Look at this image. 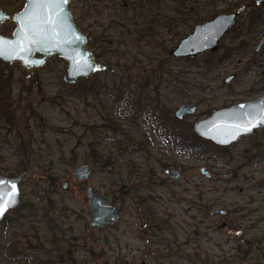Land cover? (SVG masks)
<instances>
[{"label":"rangeland","instance_id":"rangeland-1","mask_svg":"<svg viewBox=\"0 0 264 264\" xmlns=\"http://www.w3.org/2000/svg\"><path fill=\"white\" fill-rule=\"evenodd\" d=\"M10 1L15 3H0ZM206 1L214 2L217 12L241 11L238 31L224 38L219 54L231 46L237 51L216 70H208L207 76L208 53L194 61L171 56L179 41L174 39L176 34L154 37L148 42L149 51L145 43L143 47L135 44L124 49L126 55L120 54L118 60L110 58V63L116 62L117 83L123 79L126 84L145 83L143 101L146 106L151 103L147 106L150 114L166 112L169 127L188 133L214 110L264 94V47L257 52L264 38V4L258 6L257 0ZM99 2L116 9L122 0H73L70 9L75 20L82 17L88 31L106 40L112 37L107 31L110 18L99 17ZM18 3L20 11L25 0ZM8 24L14 31L9 20L1 27ZM140 48L141 53H135ZM57 59L50 58L39 72L18 64L4 63L12 69L0 64L3 90L15 110L13 122L0 123V174L8 176V170L22 160L29 167L21 183L22 203L8 215L9 219L21 213L27 217L20 227L7 222L0 227V264H47L49 260L68 264L70 258L81 264H205L197 260L198 254L212 258L206 264H231L233 258L246 255L244 262L264 264V129L242 137L224 152H181L154 127L150 117L128 121L133 117L132 98L129 103L115 104L106 93L86 95V89L105 72L84 79V84L71 85L64 81L66 63ZM231 75L236 79L225 84ZM203 84L206 91L201 92ZM184 104L195 105L197 111L180 121L175 111ZM114 113L115 122L122 126L120 132L111 130L109 117ZM90 143L111 153L117 168L106 169L96 161ZM83 165H90L92 172L87 180L78 181L74 170ZM168 168L178 171L179 179L168 177ZM203 168L211 173L210 179L201 173ZM65 181L70 182L68 191L62 188ZM118 184H125L133 196L139 193L141 198L126 206L118 202L125 209L118 225L92 229L86 217L88 188L94 187L112 201L115 195L121 197ZM141 207L171 222L173 234L163 232L159 245H146L152 239L147 234L150 222L144 220ZM32 208L37 210L36 217L31 215ZM222 209L234 213L211 215ZM43 217L56 223L50 226ZM51 227L59 234L53 239Z\"/></svg>","mask_w":264,"mask_h":264},{"label":"water","instance_id":"water-1","mask_svg":"<svg viewBox=\"0 0 264 264\" xmlns=\"http://www.w3.org/2000/svg\"><path fill=\"white\" fill-rule=\"evenodd\" d=\"M72 1L25 0L23 8L13 16H9L0 7V27L7 20L15 25L11 37L0 33V61L18 64L31 71L45 66L50 58L58 57L67 64L64 75L66 83L75 85L80 80L93 77L99 65L88 46L87 35L78 26L70 10ZM257 3L262 4L264 0H258ZM238 15L239 13L223 14L194 26L191 33L180 39L171 50V56L181 60L193 59L209 50H217L222 37L236 25ZM263 44L264 40L258 49ZM129 74L130 68H127L126 76ZM233 80L234 76H230L225 83ZM196 110V106L184 104L176 110L175 115L183 120ZM259 129H264V94L253 101L216 109L211 116L194 124L197 136L219 147H229ZM91 172L90 165H83L74 170V178L78 181L87 180ZM165 173L173 179L180 177V173L172 168H168ZM201 173L207 179L212 177L206 168L201 169ZM26 175L27 173L17 177L0 175V181H3L0 184V209H3L0 222L20 206L21 183ZM62 188L64 191L70 190V182L65 181ZM86 198L89 207L86 217L91 228L103 229L121 221L124 213L122 205L113 203L94 187L88 188ZM224 213L225 211L215 210L211 215Z\"/></svg>","mask_w":264,"mask_h":264},{"label":"trees","instance_id":"trees-1","mask_svg":"<svg viewBox=\"0 0 264 264\" xmlns=\"http://www.w3.org/2000/svg\"><path fill=\"white\" fill-rule=\"evenodd\" d=\"M21 0H18V2ZM114 0H112L113 3ZM100 5L97 7L100 15L99 17H109V21L107 22L108 32L111 38L101 39L100 36H97L96 33L88 31L84 26V22L82 21V17L76 20L78 26L81 28L83 32H87L89 41V48L92 50L95 55L98 63H99V71L96 73H102L101 76H98L97 81L86 89V95H97L100 96L101 93H106L113 97V102L116 104L118 102H126L129 103V100L132 98L131 108L133 110V117L129 118L128 121L131 123L134 121L133 119L139 118V120H143L144 117H150V120L154 127L160 131V133L164 136L165 139L175 144L177 148L181 152L185 153H199L204 149L211 152H222L226 151L227 148L219 147L214 145L212 142L204 140L198 137L194 132L190 131L185 132L181 128H171L166 122L167 113L161 112L157 113L156 111L153 114H150L147 106L144 105L143 95L146 94V84L135 85V84H126V80L123 79V82L117 83L115 81L116 74V62L113 64L110 63L111 56L115 57L116 60L119 59L120 54H125L124 49L129 48L135 44H139L143 47V43L146 44L145 50L149 51L148 42L153 41V38L159 35H163L165 33L169 35L176 34L174 39L180 40L181 38L189 35L190 30L197 24L204 23L207 20H210L214 16L218 15L220 12L215 11L214 2L206 1V0H122L121 6L119 8H113L108 6H102L104 2H99ZM98 3V4H99ZM109 3L108 5H110ZM112 6V5H110ZM115 6V5H114ZM0 7L7 12L9 15H13L19 10V3L16 4L10 1L8 4L0 3ZM106 9H110L108 14L106 15ZM230 10V9H228ZM102 11V12H101ZM84 24V25H83ZM13 32L12 26L10 24L1 27L0 33L8 36ZM111 32V34H110ZM113 44L109 49H113L112 52H109L108 47ZM221 49V47H220ZM219 49V50H220ZM143 48L135 49L136 52H140ZM216 52H208L206 59V69L205 75L207 76L208 70L210 72L216 70L223 64L224 59L232 54L236 49H228L224 54H219L220 51ZM60 62H64L62 59H57ZM194 61V60H193ZM109 63V64H108ZM1 65H5L6 67L12 69L14 67H9L8 64H4L0 61ZM18 68V66H15ZM35 72H39V70H35ZM3 70L0 69V123L2 121H10L13 122L15 118V110L14 106L7 94L3 90V85L5 79H3ZM95 74V75H96ZM94 75V76H95ZM87 80H81L78 84H84ZM106 81V82H105ZM103 82V83H102ZM105 82V83H104ZM203 84L202 86H204ZM78 86V85H77ZM76 87V86H75ZM202 89L201 92H204ZM159 104V103H155ZM153 105V104H152ZM150 106L149 108L157 109L155 106ZM125 117V115H123ZM110 118V124L112 126V131L120 132L122 126L115 122V113L113 117ZM178 122V120H177ZM180 122V121H179ZM103 125V124H102ZM188 134V136H187ZM186 135V136H185ZM130 137V136H129ZM89 147L94 151L96 155V161L102 162L106 169H116L118 166L112 156L111 153H106L104 148H99L98 145L94 143H90ZM252 156L248 157V161L252 162ZM29 161V160H28ZM29 170V167L25 165V160H22L18 164L14 165V167L8 170V177H14L16 175H20L22 173H26ZM1 172V168H0ZM116 185V184H115ZM121 190V197L115 195L113 197L112 202L118 203L121 202L122 205H127L130 200L135 202L137 198H141L140 194L137 193L136 196H133V193L129 191L130 189L126 187L124 184H118ZM129 196L131 198H129ZM141 201V199H140ZM22 203V202H21ZM139 203V202H138ZM20 207V206H19ZM18 207V208H19ZM17 208V209H18ZM142 212V216L149 217L151 219L150 227L156 228L157 226L166 224L169 225V221L160 218L154 213L150 208H144ZM15 209V210H17ZM24 209L22 207L20 212ZM64 212V209L61 208ZM13 210L12 212H14ZM37 210L34 208L31 209V215L36 217ZM52 212V211H51ZM51 212L44 213L49 215ZM27 216L24 214L15 218L9 219L8 216L4 219V221L0 222V227L5 223H9V226L12 227H20L22 226L23 220L26 219ZM50 217V216H48ZM48 217H43V220H49L50 226L56 223L55 219H47ZM51 218V217H50ZM164 226V225H163ZM38 228V227H36ZM40 228V227H39ZM50 239L59 235L54 228L51 227L49 231ZM48 235V236H49ZM253 243V242H252ZM254 244V243H253ZM56 252V251H55ZM249 255L239 256L233 258L230 263H235L236 261L244 262L248 259ZM197 260H202L205 264L212 261V258L206 256L203 258L201 254L197 255ZM191 261V259H188ZM109 261H107L108 263ZM32 263V262H31ZM68 264H81L76 263L75 260L69 259ZM37 264V263H32ZM47 264H61L51 262V260L47 261Z\"/></svg>","mask_w":264,"mask_h":264},{"label":"flooded vegetation","instance_id":"flooded-vegetation-1","mask_svg":"<svg viewBox=\"0 0 264 264\" xmlns=\"http://www.w3.org/2000/svg\"><path fill=\"white\" fill-rule=\"evenodd\" d=\"M258 1V0H257ZM257 1H256V3H257ZM264 3H262V4H258L257 3V5L258 6H261V5H263ZM245 7V6H244ZM231 11H233V10H228V9H224V10H222V11H220V13L218 14V15H216V16H214L212 19H214L215 17H217V16H219V15H223V14H233V13H239V15H238V18H237V23H236V25L233 27V28H231V30L228 32V33H226L223 37H222V39H221V42H220V46H219V48L217 49V50H209V51H207V52H205V53H208V52H216V51H218L219 49H220V47H222V42L224 41V38L226 37V36H228L229 34H231L232 32H237L238 31V29H239V19H240V15H241V11H236V12H231ZM212 19H210V20H212ZM210 20H208V21H210ZM208 21H206V22H208ZM206 22H204V23H206ZM200 24H203V23H200ZM198 25V24H197ZM196 26V25H195ZM241 33V32H240ZM239 33V34H240ZM239 34H238V36H239ZM264 40V38L260 41V43L258 44V46H257V52H259V51H261V49L264 47V44L261 46V48L260 49H258L259 48V46H260V44H261V42ZM224 47V46H223ZM229 49H234V47H230ZM235 51H233V52H236L237 51V47H235ZM228 51V48L226 49V51L225 52H227ZM232 52V53H233ZM204 54V53H203ZM232 55V54H231ZM200 56V55H199ZM198 57V56H197ZM196 57V58H197ZM228 57H230V56H228ZM227 57V58H228ZM53 58H57V57H53ZM226 58V59H227ZM193 59H195V58H193ZM193 59H185V60H193ZM226 59H224V60H226ZM129 76V75H128ZM231 76H234V80L236 79V76L235 75H231ZM228 77H230V76H228ZM228 77H226V78H228ZM226 78L224 79V82H225V80H226ZM234 80L231 82V83H233L234 82ZM231 83H225V84H227V85H230ZM262 96V95H261ZM258 98V97H257ZM256 99V98H255ZM254 99V100H255ZM251 101H253V100H251ZM247 102H249V101H247ZM244 103V102H243ZM240 104V103H239ZM190 105V104H189ZM234 105H237V104H234ZM195 106V105H194ZM233 106V105H232ZM230 107V106H229ZM225 108H227V107H225ZM197 111V110H196ZM176 112V111H175ZM176 116V115H175ZM187 117V116H186ZM185 117V118H186ZM177 118V117H176ZM184 118V119H185ZM178 119V118H177ZM183 119V120H184ZM179 120V119H178ZM180 121H182V120H180ZM195 124V123H194ZM193 129H194V125H193ZM118 138L119 139H121V137L118 135ZM230 147V146H229ZM167 170V169H166ZM165 170V171H166ZM166 174V173H165ZM181 176V175H180ZM169 177V176H168ZM171 178V177H170ZM173 179V178H172ZM177 179H179V178H177ZM177 179H174V180H177ZM124 211H125V209H124ZM222 211H225V213L224 214H220L222 217H228V216H230V215H232L234 212H232V210H224V209H222ZM240 211V210H239ZM124 214V213H123ZM145 219V221L146 222H150L151 221V219H149V217H147L146 218V216L144 217ZM240 219V218H239ZM169 221V220H168ZM120 223V222H119ZM119 223H117V224H115V225H112V226H107V227H113V226H116V225H118ZM150 224H151V222L149 223V233H147V234H149V237L150 238H152L151 240L150 239H148L147 241H146V245L147 246H150L151 244H153L152 242H154V243H156V244H160V242H159V240H160V238H163V232L164 233H172L173 234V230H172V228H171V222L169 221V225H166V224H163V225H160V226H157L156 228H152V227H150ZM90 225V224H89ZM107 227H105V228H107ZM105 228H103V229H105ZM92 229H94V230H103V229H97V228H92ZM161 232V233H160ZM166 235V234H165ZM159 239V240H158ZM163 243L162 244H164V240H161ZM165 245V244H164ZM54 252H55V250H54ZM73 260H75V259H73ZM76 261V260H75ZM77 263V262H76ZM244 263H247V262H244ZM253 263V262H252ZM241 264H243V263H241ZM256 264V263H255Z\"/></svg>","mask_w":264,"mask_h":264},{"label":"snow or ice","instance_id":"snow-or-ice-1","mask_svg":"<svg viewBox=\"0 0 264 264\" xmlns=\"http://www.w3.org/2000/svg\"><path fill=\"white\" fill-rule=\"evenodd\" d=\"M2 183H3V181H0V184H2ZM2 211H3V209H0V214H2Z\"/></svg>","mask_w":264,"mask_h":264}]
</instances>
